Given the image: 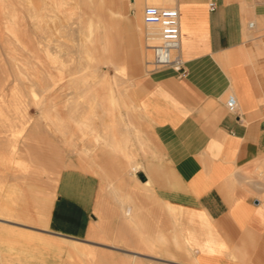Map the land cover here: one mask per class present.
Segmentation results:
<instances>
[{"label":"crops","instance_id":"obj_1","mask_svg":"<svg viewBox=\"0 0 264 264\" xmlns=\"http://www.w3.org/2000/svg\"><path fill=\"white\" fill-rule=\"evenodd\" d=\"M106 1L110 13L127 8ZM164 1L180 13L188 74L163 68L135 81L149 124L137 138L146 148L139 168L79 166L51 140L44 150L25 145L38 152L25 156L30 173L16 160L26 205L16 220L2 209L10 215L0 216V264H264V0L145 3ZM142 2L129 0L136 68ZM21 175L6 183L10 192L21 191Z\"/></svg>","mask_w":264,"mask_h":264},{"label":"rangeland","instance_id":"obj_2","mask_svg":"<svg viewBox=\"0 0 264 264\" xmlns=\"http://www.w3.org/2000/svg\"><path fill=\"white\" fill-rule=\"evenodd\" d=\"M16 1L0 0V216L9 217L2 209L10 206V218L15 220L25 209L27 191L26 179L22 180L25 169L22 171L16 160H28L26 172L30 173L34 166L25 156L36 154L34 147L44 150L50 140L54 141L63 157L101 170L108 161L126 173L139 165V151L146 148L137 138L149 124L133 87L146 73L145 60L151 52L145 42V0L139 8L142 60L137 68L131 62L130 41V22L137 27V9L129 0H124L127 8L121 15L110 13L106 0H33L45 2L39 24L32 22L34 14L26 3L29 0H22L27 13L24 11L20 24L15 23L19 17L13 16L9 2ZM3 19L8 20L6 26ZM12 56H17L16 63L26 72L22 74L24 84L16 79ZM45 81L55 82L54 87L44 88ZM109 139L126 148H114ZM10 143L16 148L13 158ZM27 144L34 146L31 152L22 151ZM87 145L89 150L91 147L88 153L84 149ZM16 173H22L18 178L21 191L10 192L6 183L17 181Z\"/></svg>","mask_w":264,"mask_h":264},{"label":"built area","instance_id":"obj_3","mask_svg":"<svg viewBox=\"0 0 264 264\" xmlns=\"http://www.w3.org/2000/svg\"><path fill=\"white\" fill-rule=\"evenodd\" d=\"M211 8H215L213 2ZM143 21L147 26H157L155 34L148 30L145 31L146 40L154 35L157 40L148 46L151 52L145 60L146 72L151 73L163 68H172L177 71L179 76H187L185 61L181 56L180 13L177 6L147 3L143 8ZM254 25V21L249 23L251 28ZM226 105L231 111L237 109L238 100L233 92L228 94Z\"/></svg>","mask_w":264,"mask_h":264},{"label":"bare ground","instance_id":"obj_4","mask_svg":"<svg viewBox=\"0 0 264 264\" xmlns=\"http://www.w3.org/2000/svg\"><path fill=\"white\" fill-rule=\"evenodd\" d=\"M37 2V1H36ZM44 2V1H43ZM43 2H41V3H35L33 0H29V2H26L27 3V5H28V7L30 6L31 7V11H33V19H32V22H33V24H39L40 23V21H41V16H42V11H43V9H44V7H45V2L43 3ZM11 5H12V10H11V13L13 14V16H17L18 15V19L15 21V23H17V24H20L21 22H19V19H23L24 18V16H25V14L27 13V11L24 9V5H22V0H17L15 3H13V2H9ZM79 3V2H78ZM14 4H16L18 7H14ZM24 11H26V13H24ZM20 13H21V16H20ZM23 16V17H22ZM51 18H52V16H51ZM63 20V19H62ZM65 21V20H64ZM2 24H3V26H6L7 24H8V20L7 19H3V21H2ZM0 27H1V21H0ZM59 27V26H58ZM57 28V27H56ZM55 28V29H56ZM61 29V28H60ZM152 30H154V29H152ZM157 32V31H156ZM156 32H151L152 34H155ZM157 40H156V37H155V35L154 36H152V37H150V39H148V40H146L145 39V42H146V46L148 47L149 45H151V44H153V43H155ZM61 43H59V46H61L60 45ZM55 46V45H54ZM51 47V46H50ZM54 48V47H53ZM58 48V47H57ZM69 49V48H68ZM47 50V49H46ZM81 50V49H80ZM148 50H150L149 49V47L147 48V51ZM31 51L34 53V50H32L31 49ZM60 51V50H59ZM53 52V51H52ZM57 52V51H56ZM55 54V53H54ZM87 55H90V54H87ZM149 56H150V52H149ZM12 59H13V61H14V63H16L17 62V56H12ZM16 60V61H15ZM67 60V59H66ZM80 60V59H79ZM81 61V60H80ZM70 62V61H69ZM120 70L122 69H124V68H122V67H118ZM13 69H15L16 71H17V74L15 75L16 76V79H18L19 81H23L22 80V74L24 75V74H26V72L24 71V69L21 67V66H19V64H15V66H14V68ZM76 71V70H75ZM45 72V71H44ZM48 72V71H47ZM78 73V72H77ZM47 74V73H46ZM52 74V73H51ZM54 74V73H53ZM28 78H26V79H28V80H30L29 82L31 83L32 82V84H34L35 83V81H34V79H32V77H30V76H28V75H26ZM84 76V75H83ZM29 77H30V79H29ZM48 78V77H47ZM24 79V78H23ZM32 79V80H31ZM51 80V79H50ZM18 81V82H19ZM49 81V80H48ZM55 81V80H54ZM28 81L26 80V83H27ZM34 82V83H33ZM51 82V81H50ZM56 82V81H55ZM55 82H53V84L51 83V84H48V82L47 81H45V83L42 85L44 88H53L54 87V85H55ZM14 83V82H13ZM25 82L23 81V84H24ZM37 83V82H36ZM10 84H12L11 82H10ZM39 84V83H38ZM29 86H27V88H28ZM22 88V87H21ZM44 91H46V90H44ZM29 93V92H28ZM7 94V93H6ZM2 96V95H1ZM48 98V97H47ZM96 98V97H95ZM1 100V99H0ZM4 100V99H3ZM88 100H90V99H88ZM1 102V101H0ZM42 103V102H41ZM44 103H46L45 101H44ZM0 104H2V103H0ZM40 104V103H39ZM42 105H44V104H42ZM80 105V104H79ZM56 107V106H55ZM83 107V106H82ZM57 108V107H56ZM75 108V107H74ZM83 110V109H82ZM118 128V127H117ZM75 132V131H74ZM83 132V131H82ZM124 133V132H123ZM128 134V133H127ZM107 136V135H106ZM113 136V135H112ZM74 137V136H73ZM119 137V136H118ZM77 138V137H76ZM108 138V137H107ZM125 138V137H124ZM129 139V138H128ZM118 140V139H117ZM109 145L111 144V145H113L114 146V148H120V146H123V144H121L120 145V143H117V142H114L113 140H110L109 139ZM8 144V143H7ZM124 145H125V142H124ZM6 146H8V145H6ZM90 146V145H89ZM3 147H4V145H3ZM9 147H10V154H11V157L13 156V154H15V152H16V148H15V146L12 144V143H10V145H9ZM93 147V146H92ZM5 148V147H4ZM122 148V147H121ZM124 148H126V146H123V148L122 149H124ZM84 149L85 150H87L86 152L88 153V150H89V147H88V145H87V147H84ZM90 150H91V147H90ZM89 150V151H90ZM121 150V149H120ZM123 151V150H122ZM131 154V153H130ZM13 158V157H12ZM141 166V165H140ZM134 170H137L138 168H139V165H136V166H133L132 167Z\"/></svg>","mask_w":264,"mask_h":264},{"label":"water","instance_id":"obj_5","mask_svg":"<svg viewBox=\"0 0 264 264\" xmlns=\"http://www.w3.org/2000/svg\"><path fill=\"white\" fill-rule=\"evenodd\" d=\"M140 178H142L143 180L145 179V176L142 173H139Z\"/></svg>","mask_w":264,"mask_h":264}]
</instances>
